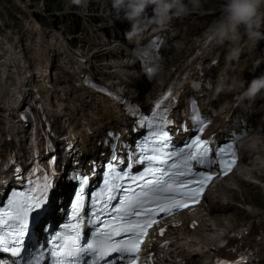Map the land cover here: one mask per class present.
<instances>
[{
  "label": "bare ground",
  "instance_id": "6f19581e",
  "mask_svg": "<svg viewBox=\"0 0 264 264\" xmlns=\"http://www.w3.org/2000/svg\"><path fill=\"white\" fill-rule=\"evenodd\" d=\"M96 2L97 0H88L87 7L81 10V16L78 15L81 17L82 23H89L94 27L93 33L99 39L96 45H87V37L81 30L75 34L67 33L68 35L65 36V29L63 32H60L61 35L59 34V36L65 38L64 41L69 43H74L77 40L83 43V48L78 45L76 49L84 55L86 67L91 68L96 75L101 74L107 78L109 83L117 86L121 85L119 88L129 93L130 88L124 84L122 85L119 79L125 75L128 81L140 85L143 80L136 77L139 73L133 70V63H131L130 59L125 58L124 49L118 45V41L122 43L124 40H106V37H104L107 35L114 37L123 34L128 28L127 21L115 18V22L108 24V22L100 21L95 23L93 20L88 19L94 18L91 15V11ZM27 3L28 1L22 0L21 5L24 6ZM105 6L110 8L108 4ZM36 10L38 14L47 16L48 11L44 7L37 5ZM112 11L114 10L112 9ZM200 12H202V17L207 20L212 14L215 16L214 18L220 16L219 7L210 9V12L203 9ZM214 18L210 17V19ZM56 22L58 21L53 19L51 23L55 24ZM115 27H119L118 33L114 29ZM35 34L33 29H30V33L28 34L29 42L19 47L17 52L19 57H25V54L31 52L34 54L35 46L31 44V40ZM110 41H113V43L110 44ZM194 44L183 55L180 54L179 58L174 59L171 62L173 66L170 65L166 69V72L159 76L153 84L146 89L145 87L140 89L138 98L141 102L154 98L155 94L163 88L173 71L180 67L183 58L191 51ZM9 77L12 79L11 74H9ZM6 87L7 84L2 83L0 80V110L4 115L12 114L13 110L9 111L8 109V100L13 98L16 91V86L10 85L8 89ZM75 92L79 95V98H82L78 102L77 110L79 111V107L85 104L84 95L88 94L87 96H92V94L83 87L80 89L76 88ZM64 94L67 95V92L64 91ZM141 94H143L142 98ZM102 101L105 102V100ZM113 107L115 108V106ZM118 114L117 122L121 126H125V123H127L126 118L120 112ZM102 135L101 129L96 130L88 139L83 141L78 140L67 151V160L61 164L60 181L52 200L54 210L47 214L50 221L55 222V217L60 216V209L65 206L67 199L73 191L74 185L72 182H69L68 172L72 168H87L90 166L89 168L95 173L91 160H94L97 164L98 161L104 160L109 156V148L103 144ZM249 137H257L259 139L260 145L258 149L252 151L242 147L241 142L244 139L241 140L238 147L243 155L242 163L230 175L215 178L207 189L201 204L162 217L151 230L143 248L144 252H156L157 258L160 259L164 248L169 246L165 250L163 258L171 251V247L176 246V249L172 253L181 259H187L189 262L200 261L204 264H211L213 256L217 253V242L221 241L224 236L243 221H246L250 226L249 233L242 239L244 244H247L251 238H255L258 234H264V224L257 219L258 216L264 213V196L261 199L257 198V194L260 192L264 194V134H256ZM86 156L90 157L89 161L85 160ZM91 181L92 183L95 182L93 179ZM259 200L263 203L261 206L258 205ZM161 229L164 230L163 233H161ZM237 242L239 241L237 240ZM163 243L167 244L162 246ZM224 255L228 256V253ZM259 264H264V259Z\"/></svg>",
  "mask_w": 264,
  "mask_h": 264
},
{
  "label": "snow or ice",
  "instance_id": "6c2138e0",
  "mask_svg": "<svg viewBox=\"0 0 264 264\" xmlns=\"http://www.w3.org/2000/svg\"><path fill=\"white\" fill-rule=\"evenodd\" d=\"M147 72L152 74L153 68H147ZM157 108L160 107V103L158 102L156 105ZM154 113V118H155ZM167 124H171V120H166ZM170 137L167 132H164L161 136V140L164 141V147H168V142L170 141ZM210 143L207 139H201L199 136L196 137L194 141H192L188 147L192 148L195 146L194 151L188 152L182 161L184 167L186 168L185 171H177V172H169L164 171L163 169H159L158 171L161 172V176L158 177L154 181H148L143 187L147 189V191L143 192V197L145 199L140 200L138 199L136 203L143 204L145 203L148 198L154 200H161L164 199L167 201L166 204L158 205V209L160 212L167 214L171 210L183 207L187 208L188 204L184 203L182 200L175 199L174 195H169L173 193H177L178 190H184L179 194L185 196L192 200L193 203L197 201V198L203 193L204 188L203 185L207 184L208 181L212 180V175H210L207 171H193V166L190 163L194 161L196 165H206L209 168L212 165L219 164L221 170H231L232 163H230L226 159H212L209 158L208 153L211 149L207 147H203L204 145H208ZM231 147V145H229ZM203 148V150H201ZM185 152L184 148H180L178 151H173V155L182 154ZM224 148H219L217 150V156L220 153H224ZM146 159L151 160L154 157H146ZM235 162V153H233V160ZM161 163L167 164V161H161ZM180 165L172 164L169 165V168H177ZM148 171V169H146ZM164 176H169L171 182L168 180H164ZM195 176L197 179H184L180 180V177H189ZM143 177V173H141V178ZM47 177H45V185L44 189L41 192V197L31 206L28 208H22V212L26 214L27 212H35L39 214V211L42 208V205L45 204L44 196L47 192V189L50 185L47 183ZM132 179H136V177H132ZM192 185H201V187H194ZM16 195V193H13ZM110 199H116V197H110ZM134 207V205H132ZM2 213V210H0ZM145 213L154 214V210L151 208H145L143 211H134L132 213L133 216H143ZM13 219H19L20 213L17 214L16 217H12ZM158 221L155 219L152 220H145L143 222L140 221H132L130 222L127 227L126 231L131 233L132 236L128 243H125L123 240L117 241L115 245L109 242V234L104 233V239L90 241L86 243H79V238L76 241H73L72 244L64 243L61 245H57L59 251H52L51 255L55 258L53 264H80L81 259L84 254H88L92 257L91 264H128L129 261L141 259V257L133 256V253H139L141 251L140 244L132 243V239H138L140 236L147 234V229L152 227V225L156 224ZM4 223L3 219H0V225ZM26 225L23 224L21 219L20 227L23 228ZM65 227H68L67 225ZM140 230V231H137ZM163 229H161V233H163ZM11 234V233H9ZM19 233H17L18 237ZM116 235H120V230L116 231ZM66 240L69 238H65ZM20 241L18 239L13 241L5 240L3 235H0V254H7L10 253L12 257H17L20 254L19 249ZM111 253L118 254L111 260L106 259ZM148 259V258H145ZM0 264H16V261H8L0 255ZM218 264H227L225 261H220Z\"/></svg>",
  "mask_w": 264,
  "mask_h": 264
},
{
  "label": "clouds",
  "instance_id": "9594fccd",
  "mask_svg": "<svg viewBox=\"0 0 264 264\" xmlns=\"http://www.w3.org/2000/svg\"><path fill=\"white\" fill-rule=\"evenodd\" d=\"M72 3L86 8L88 0H72ZM153 5V15L148 17L146 9ZM204 0H112L115 18L130 22L131 28L125 33L129 42L139 38L148 26L154 25L158 29L168 27L173 20L185 18L203 9ZM264 0H223L219 6L220 17L211 28V35L218 44L234 42L240 38L243 29L249 40L258 42L264 39L260 31L264 22V12L261 11ZM239 55L236 48L230 49L229 58L235 59ZM264 90V76L255 77L242 93V99L254 101ZM242 147L256 151L260 145L257 137H246Z\"/></svg>",
  "mask_w": 264,
  "mask_h": 264
},
{
  "label": "rangeland",
  "instance_id": "374dc122",
  "mask_svg": "<svg viewBox=\"0 0 264 264\" xmlns=\"http://www.w3.org/2000/svg\"><path fill=\"white\" fill-rule=\"evenodd\" d=\"M23 1H26V2L28 1L26 5L29 6L30 8L31 7L36 8L37 5L41 7H44V5L49 6V8H47L48 19L51 22L53 21V19L55 21H58L55 24H52L51 27L56 28V26L60 25L62 29L65 30L67 28L66 21L71 20L72 22L70 23V25L75 23V26L71 28H75L76 30L80 29L79 20L81 21V17L79 16H81L80 13H82L81 10L83 8L78 5L73 4L72 0H23ZM21 2L22 0H0V15H1L2 20H6L7 22L14 23L16 27L21 28L20 31L14 32L13 34L15 37H21L19 39L21 43L25 45V43L27 42V38H28L27 34H25L26 28H24L26 24V20H27L26 18L27 13L23 9L25 5L22 6ZM221 3H223V0H210V1L204 2L203 10H209L210 12V9L212 10V9L219 7ZM105 5L106 4H102L101 1L97 0L95 6L92 8V11H91L92 12L91 15L94 16V18H88V19L93 20L95 23H98L100 21V22H108V24H112V22H115L114 11L110 9L111 6L110 8H107V6ZM96 6H98V8H96ZM102 6H105V7H102ZM107 9H109L110 11ZM210 17L214 18L215 16L212 14ZM210 17L208 19H210ZM114 29L116 30V33H118L119 27H115ZM67 35L68 34L66 32L65 36ZM104 37H106V40H109V39L114 40V37H111L110 35H107ZM112 43L113 41H110V44ZM82 44L83 43L76 44V46L80 45V47L83 48ZM172 64L173 63H170L168 67ZM142 97H143V94H141V98ZM88 157L86 156V159H85L86 161H89L90 157L89 158ZM263 196L264 194H262V192L257 194V198L261 199ZM261 202L262 201L259 200V203H258L259 206L263 204Z\"/></svg>",
  "mask_w": 264,
  "mask_h": 264
},
{
  "label": "trees",
  "instance_id": "16d2710c",
  "mask_svg": "<svg viewBox=\"0 0 264 264\" xmlns=\"http://www.w3.org/2000/svg\"><path fill=\"white\" fill-rule=\"evenodd\" d=\"M44 8L47 10V8H49V6H45V5H44Z\"/></svg>",
  "mask_w": 264,
  "mask_h": 264
}]
</instances>
